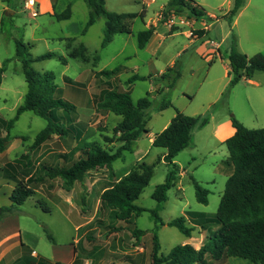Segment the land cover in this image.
Returning a JSON list of instances; mask_svg holds the SVG:
<instances>
[{"label": "rangeland", "instance_id": "374dc122", "mask_svg": "<svg viewBox=\"0 0 264 264\" xmlns=\"http://www.w3.org/2000/svg\"><path fill=\"white\" fill-rule=\"evenodd\" d=\"M27 1L9 0L8 2H3V0H0V69L5 67L0 86V116L4 120H12L16 115L17 108L24 103L27 93L22 63L16 60V42L30 44L32 46L30 53L34 58L49 52H54L67 58L68 54L77 50L83 44L86 48V61H82L79 57L75 59L69 58L68 64L64 65L58 59H51L33 62L32 67L41 73L53 72L59 89L58 97L73 103L77 107V118H81L78 123L82 125L79 127V131H83L82 141L100 142L105 148L115 151L120 146V143H105L104 137H113V129L121 120V117L95 109L93 98L96 94H99L103 88L101 86L102 83L108 79L103 77L95 78L93 73L122 68L124 71L118 82L113 84V87L119 90H127L130 87L127 86L126 81L133 74L130 68L141 65L140 74L149 76V67L147 65L142 66V62L151 59L152 64H154L152 73L154 74L155 71L161 72V70L166 68V65L176 54L177 50L188 43V39L182 33H177V31L171 34V28L168 31L166 30L167 28H162V31L166 33H164L166 40L162 42L157 58L152 57L150 52H144L143 49L138 47L137 33L144 26L143 22L137 19L132 28L133 37L129 39L124 49L122 39H126L128 34L114 35V37L119 36L118 42L112 43V39L111 43L103 47L104 19L97 21V24H94L95 26L89 27L84 33L91 14V8L86 0H53L57 14L63 13L69 7V4H72L73 16L69 21H59L55 16L42 15L39 9V0H36L35 10L32 12L26 7ZM105 1L106 9L118 14L138 12L145 8L147 16L154 17L157 19V23H160L162 22V13L165 7L161 11L159 7L167 0H155L156 2L153 0L152 5H148L150 0ZM194 1L207 13L216 16L210 18L211 21L208 20L209 26L212 21H216L217 18L221 19L229 12L226 11L229 10L231 2V0ZM251 1L250 8L237 18L235 24L233 22L234 19L232 22H228L226 19L227 22L212 26L211 32L204 39L209 41L208 46L210 42L221 43V50L226 52L232 46V38L236 37L237 50L240 46L239 49L248 54V56L257 53L264 55V7L256 9L259 5L257 0ZM262 1L264 2V0L259 2ZM6 4L10 5L9 9L15 14L9 15L3 11V7ZM186 19L191 18L186 15L175 16L170 11L167 23L171 20L168 24L177 26L180 25L178 21H185L186 23ZM181 24L184 23L182 22ZM200 33V30L192 29L194 37H201ZM171 35L173 36L169 37ZM68 37L73 39L71 43L61 40ZM122 49L123 54L117 57L116 54ZM96 56L99 57V60L94 65L93 61ZM7 61L8 63L5 64ZM178 65L181 68L186 66L188 68L189 65L193 66L195 76L192 77L189 68L183 70L184 75L178 80L175 88L169 92L165 91L163 96L155 97L156 93H149L153 84L150 79L135 82L131 88V95L134 101L146 97L149 93V98L153 102L152 107L145 112L150 119L148 123L150 133L159 132L177 111L187 116L196 114L192 117H210L211 113L217 112L222 107H224L222 112L234 116L245 127L249 129L264 128V85L254 91L251 88L252 86H248L247 82L241 81L236 86L226 90L218 101H214L212 97L214 85L206 84L201 91H198L200 82H203L206 74L207 65L198 59L192 60L189 52L178 59ZM254 76L260 81L264 80V72L262 71L255 72ZM65 79H70L72 84H67ZM160 80H162L161 76L155 80V85L159 84ZM169 83H171V80L166 81L164 88L161 86L156 88V91L165 90ZM228 100L230 101V109L227 107ZM167 101L172 103V107L162 112L156 110H159V106ZM46 125L47 121L33 112H25L20 116L10 132L9 150L0 154V182L6 183L7 180L16 187L18 180L12 179V174L6 169L5 165L29 152L36 135ZM209 134V128H206L196 136L200 148L198 151L193 152L194 155H191L192 152L188 149L175 158L176 161L174 160V163L176 164L178 175H176L174 185L167 192V201L162 206H159L157 201L152 198V194L157 186L166 181L170 167L166 163H158V159L161 156L160 153L164 149L150 146V150L146 152L149 146L147 136L141 139L132 152L125 153L124 160H117L113 163V171L104 167L87 174V181L94 182L96 178H101L103 183L109 182V186H111L116 181L114 171L120 174V171L133 170L140 162H146L151 165L156 164L154 176L149 186L144 190L139 200L136 201L137 206L147 211L135 218L133 224L121 222L114 217L113 210L101 208L98 189L86 195L87 187L84 188L85 194L82 196L84 203L81 206L82 216L84 217L83 222L87 224L80 232H76L72 225L63 229L62 224L65 223L62 219L64 218L60 217L57 208L41 195L34 196L31 198L34 200L17 207L15 214L9 217L20 218L24 231L31 233L26 234L27 241H34V244L38 245L37 250L44 257L50 256L53 244L73 245L75 240L82 238L77 249L78 259H76V264H152L154 234H157L161 245L159 252L164 255H167L174 247L182 245L188 240L177 228L170 227L168 222L181 217L187 220L189 212L204 213L213 217L219 208L220 198H222L226 185V177L222 170L224 171L227 165L222 164V161L226 159L228 150L225 146H219L216 142H212ZM5 135L6 131L3 132V136ZM66 141L68 140L59 139L54 135L38 151L30 152L37 175H44L40 171V164L62 163L63 159L58 156L63 153ZM73 144L76 147H81L80 142ZM206 144L210 145L208 149L211 151L203 147ZM144 153L146 154L143 155ZM192 156H195L196 159H192ZM77 157L78 155L75 156V158ZM183 170H185V173L180 176V172ZM112 173L114 174L113 177ZM194 181H197L208 192L207 205L198 202ZM2 184L0 185L2 186ZM49 185L65 187L66 184L61 179L48 180L42 185L43 189L39 187L35 193L39 190L45 194L49 190ZM33 201H38L39 210L34 209L32 206ZM0 202H6V197L4 198L1 195ZM47 207L50 208V212L44 210ZM152 210L157 211L165 226L156 230V223L150 212ZM71 218L74 221L73 217ZM134 228L146 231V234L137 239L132 233ZM209 228H211V232L217 229L212 226ZM203 232L207 235L210 234L209 231ZM197 233L195 232L190 244L197 247L196 249H200L208 242V237L203 238ZM49 236L53 238V241ZM209 264L253 263L248 260L231 257L219 261L209 259Z\"/></svg>", "mask_w": 264, "mask_h": 264}, {"label": "trees", "instance_id": "16d2710c", "mask_svg": "<svg viewBox=\"0 0 264 264\" xmlns=\"http://www.w3.org/2000/svg\"><path fill=\"white\" fill-rule=\"evenodd\" d=\"M7 2L9 0H6ZM91 8V15L87 22L84 33L93 26L99 18L105 19L103 47L111 43L116 34H132V28L137 18L142 21L145 13H122L118 14L106 9L105 0H86ZM233 6L222 17L232 22L234 17L242 9L245 0H232ZM175 16L186 15L189 18H202L207 16L206 11L194 0H169L162 13V22L168 21L169 12ZM68 7L63 13L55 14L59 20H67L71 16ZM178 30L171 27V34ZM155 29L151 28L138 33V47L144 49L150 41ZM205 33V31H201ZM63 41L71 43L73 39L63 38ZM230 55L231 77L229 87H234L243 79L251 80L255 72H264V55L257 53L248 56L237 50L236 37L232 38ZM32 46L23 42H16V60L22 63V71L27 84V93L24 103L17 108L15 117L4 120L0 116V154L4 153L11 141V129L25 112H33L47 121L46 127L35 137L30 151L23 154L13 162L6 163V169L12 174V179H17L16 187L10 195L11 206L0 207V221L12 216L17 207L22 206L30 197L34 196L37 188L42 187L48 180L61 179L67 187L75 182H82L93 170L104 168L113 171V163L124 160L126 152H132L135 142L143 135L148 134L147 119L145 112L150 109L153 102L146 97L134 102L131 89L119 90L113 84L118 82L117 76L124 71L122 68L95 72V77L108 79L102 83V90L93 98L95 109L100 112H110L121 117L113 129V137H104L105 143H120L114 151L107 149L100 142L82 141V126L78 123L77 107L58 97L59 89L56 84V76L53 72H38L32 67L33 62L58 59L64 65L68 64L69 58L79 57L82 61L87 60L86 48L83 44L77 50L68 54L67 58L54 52H49L34 58L31 53ZM99 57L94 58V65ZM8 61L5 63L7 64ZM5 67L0 69L1 77ZM116 77V80L111 79ZM181 77V67L178 62L174 67L168 68L161 75L162 80H171L168 88L173 89ZM151 77L133 75L126 84L131 87L137 81H146ZM71 85L70 79H65ZM172 107L167 101L159 106V110ZM236 133L229 138L225 145L229 151V157L223 164L231 167L232 171L226 182L225 191L216 214L212 217L205 214L189 212L188 217L195 225L203 230H208V242L200 249L191 244H182L174 247L167 255L160 254L161 245L157 234H154V248L151 256L152 264H209L211 260H223L238 258L248 260L253 264H264V128L249 129L240 123L234 116L231 117ZM209 123L207 117L187 116L177 111L169 126L154 138L153 147L162 148L166 151L162 160L170 167L166 181L157 186L152 194L159 206L167 201V192L175 183L178 171L175 158L187 149L191 144L192 131L198 124L201 127ZM6 135L3 136V132ZM59 139H73L81 143V147H75L69 153H61L62 163L40 164V171L44 175H37L30 152H36L43 147L53 136ZM69 141V140H68ZM68 141L66 143L68 144ZM78 155L77 158L75 156ZM156 164L140 162L128 174L118 179L109 186L101 195V208H109L114 211V217L124 223L133 224V220L147 210L136 205L144 190L149 186ZM114 174L112 173V177ZM197 200L201 204H208V192L197 181H194ZM44 210L48 211L47 208ZM156 223V230L165 226L157 211H150ZM170 227L177 228L184 236L191 238L194 228L187 225L185 218H177L168 222ZM217 229L211 232V228ZM133 236L137 239L144 236L146 231L134 228ZM53 241V238L49 236ZM160 254V255H159ZM59 264V263H57Z\"/></svg>", "mask_w": 264, "mask_h": 264}, {"label": "crops", "instance_id": "0c3cea01", "mask_svg": "<svg viewBox=\"0 0 264 264\" xmlns=\"http://www.w3.org/2000/svg\"><path fill=\"white\" fill-rule=\"evenodd\" d=\"M4 1H6V0H3V2ZM154 1L150 0L148 2V5H152V3ZM259 1L260 0H257L259 5L256 7V9H261L262 7H264V5H263L264 2L263 1L259 2ZM38 3H39V9H40L42 15H49L51 17H54L55 14H57L55 12V9H54L55 2L53 0H39ZM167 3H168V0L166 2H163L161 4V6L159 7V10L161 11ZM251 4H252L251 0H245L244 6L238 12V14L234 17V21H233L234 24L237 22V18L242 16V14L248 8H250ZM3 5H4V3H3ZM232 6H233V1L231 0V2L229 4V10L232 8ZM69 7L71 9V13H70L71 16L69 19L62 20V21H69L72 19V16H73L72 4H69ZM9 8H10V5L6 4L3 7V11L9 15L15 14V12H11V10ZM229 10H227L226 12H228ZM142 12L145 13V19L143 21L140 18H137V19H140L143 22L144 28L142 30H139L138 33L141 31H144V30L151 29V28L155 29L154 34L152 35L150 41L148 42V44L146 45V47L143 50H144V52H150L152 57L157 58L158 54L160 53L161 47H162V42H164L166 40V35H165L166 33L162 31V28H167L166 30L168 31V29L170 30L172 25H169L167 22L166 23L165 22H160V23L158 22L157 23V21H156L157 19H155L154 17H148L147 16V11L145 8H142V10H140L138 12H133V13L140 14ZM206 14H207V16H205V17H202V18H194L193 17L191 19H186V23H185V21H182L184 24H181L182 22L178 21V24H180V25H177V26L174 25L175 27L178 28L177 33L178 32L182 33L188 39V43L184 44L179 50H177L176 54H174V56L170 59L169 63L166 65V68L161 70V72L155 71L154 74L152 73L154 71V70H152V67L154 64H152L151 59H149L148 61L142 62V66L147 65L149 67V73H150L149 76H144V75L140 74L141 65H137L133 68H130V69H132L131 71L133 72L132 76L133 75H139L142 77H151L150 81L153 84H152L150 92H149L150 94L156 93L155 97L156 96H163L165 91L169 92L170 90H172V89H169L167 87V88H165V90H162L161 92L156 91L157 90L156 88H159V86L164 88V85L166 84V80H160L159 84H157V85H155V80L158 79V77H160L164 72H166V70L168 68L174 67L175 64L178 62V59L181 58L185 53H188V52L190 53L192 60L198 59L201 62H203L205 65H207L206 66L207 67L206 74L203 78V82H200V87H199L198 91H201L206 84L214 85L212 97H213L214 101H218L220 99V97H222L224 95L226 90H228L230 88L229 85H230L231 77L229 75V72H230L229 60H230V55H231V46L229 49H227L226 52H223L221 50V43L218 44L215 42H210L209 46H208L209 41L204 40L207 37V35L211 32L212 26H214L215 24H222V22H227V21L225 19H222V18L221 19L217 18L216 21H212V23L209 26L208 20H210V18H214L216 16L209 14L207 12H206ZM101 19H104V18H99L97 21H99ZM97 21L95 22V24H97ZM104 21H105V19H104ZM174 22L176 23L175 20H174ZM186 29H188V30H186ZM192 29L193 30L194 29L200 30V32L205 31V33H200L201 37H194L192 35ZM138 33H137V35H138ZM172 36L173 35H171L169 37H172ZM131 37H133V29H132V34H128L126 39H122L123 49L127 45L128 41ZM118 40H119V36H115L113 38L112 43L118 42ZM137 41H138V36H137ZM239 47H238V50L241 53L246 54V53L242 52V50H240ZM123 49L119 53L116 54L117 57H118V55L123 54ZM246 55H248V54H246ZM137 56H138V54H137ZM129 61H131V60H129ZM188 68H189V71L192 73V77H194L195 76V70H194L193 66L189 65ZM188 68H187V66L185 68L184 67L181 68V77L179 78V80L184 75L183 70H186ZM98 72H100V71H98ZM122 73H123V71L120 72V74L117 76L118 79L121 77ZM93 76L95 77V73H93ZM111 80L115 81L116 77H113ZM242 81L247 82L248 86H252L251 88L254 91H256V88H261L264 85V80L260 81L259 79L256 78V76H254L251 80L243 79ZM137 82H139V81H137ZM132 86H134V84L131 85L130 89L132 88ZM154 88H155V90H154ZM131 93H132V90H131ZM155 97H154V99H156ZM134 102H137V101H134ZM227 107H228V109H230V101L229 100L227 102ZM156 110L159 112L165 111V110L161 111L158 109H156ZM223 110H224V107L220 108L215 113H211V116L207 117L209 119V123L206 126L201 127L198 124L197 126L194 127V129L192 131L191 144L184 151L190 149L192 152L191 155H194L193 152L198 151V149L200 147H199L198 140H197L196 136L198 134H200L206 128H209V133H210L209 135L211 136L212 142H216L219 146L222 145V146L226 147L225 142L236 133V129L234 128V126L232 124V120H231L232 116L228 113L225 114V112H222ZM193 115H196V114H192V116ZM175 116H176V114L171 116L170 119L159 130V132L150 133V131H149L148 134H143L135 142L134 147H136L139 144V142L141 141V139L143 137L147 136L149 146H148V149L146 150V152L148 150H150V146H152L155 136L157 134L161 133L163 130H165L169 126V124L171 123V120ZM194 117H199V116H194ZM201 117H203V116H201ZM146 119L148 121L147 122V128H148V123H149L150 119L147 116H146ZM78 120H81V118H79ZM68 140H69L68 144L66 143L63 153H69L70 151H72L76 147L73 144V143H76L75 140H73L71 138ZM209 146H210L209 144H206L203 147L205 149H208ZM8 150H9V147L5 152H7ZM208 151H211V150L208 149ZM165 153H166L165 150L163 152H161L160 153L161 156L159 158H163ZM145 154L146 153H144L143 155H145ZM141 157H143V156H141ZM228 157H229V151H227L225 160H227ZM192 159H196L195 156H192ZM225 160L222 161V164ZM175 161H176V159H175ZM162 162L165 163L163 160H162ZM130 171L131 170H129V169L124 170V171H120L121 172L120 174H118L117 172L114 171L116 181L118 179H120L121 177L125 176L126 174H128ZM231 171H232V169L229 166H225L224 171L222 170V172L224 173V175L226 177V182L229 178V175L231 174ZM184 173H185V170L181 171L180 176H182ZM121 174H123V175L121 176ZM86 177L84 178L82 183L75 182L74 185L71 187H67L66 185H65V187H63V186L62 187H57V186L55 187L53 185L52 186L49 185V187H48L49 190L45 194L41 193L39 190L37 191V193L34 194V196L41 195L42 197L46 198L49 202H51L57 208L58 212L60 213V217L64 218V219H62V221L65 223V224H62L63 229H64V227L69 228L72 225V227L74 228V230L76 232H80L86 226L87 223L83 222L84 217L82 216V212H81V206H82V203H84V198L82 196L85 194V190H84L85 187H87L86 195L89 192L91 193L94 190L96 191L98 189V192L100 193V198H101V195L103 194V192L109 187V182L103 183L101 178H96L94 180V182H90V181H87ZM1 183H3V184H2V186L0 185V196L2 195L4 198L6 197V202H0V203H2V204H0V207L4 206V205L11 206L12 203L10 201V195L12 194L13 190L15 189V186L11 182H8L7 180H6V183L0 182V184ZM41 189H43V187H41ZM34 196H32V197H34ZM32 197H30L25 202V204L28 203L30 200H34V199H31ZM32 206L34 207L35 210H39L40 206L38 204V201H33ZM47 209L49 212L51 211L49 207H47ZM202 214H204V213H202ZM71 217H73L74 221H72ZM186 221H187V225L189 227L194 228V231L192 233V237L191 238L187 237L188 240L185 241L183 243V245L191 243L190 241L193 239L195 232H198L197 234L203 236V238L208 237V235L204 234V232H203V231H208V230H203L201 227L195 226L190 221L189 217L187 218ZM28 233L31 234L30 232L26 233L24 231V228L21 226L20 218L8 217V218H5L2 221H0V264H51V263L76 264L77 263V261H76V259H78L77 249L79 247V244H80L82 238L75 240V243L73 245H71V244H66V245L53 244V246L51 247L50 256L44 257L41 254V252H39L37 250L38 245L34 244V241H27L26 234L28 235ZM195 248H197V247H195ZM198 248H200V247H198Z\"/></svg>", "mask_w": 264, "mask_h": 264}, {"label": "built area", "instance_id": "2783aa9c", "mask_svg": "<svg viewBox=\"0 0 264 264\" xmlns=\"http://www.w3.org/2000/svg\"><path fill=\"white\" fill-rule=\"evenodd\" d=\"M35 6H36V0H28L27 2H26V7H27V9L28 10H31L32 12L35 10ZM34 15H35V13H33ZM171 21V20H170ZM169 21V22H170ZM168 22V23H169ZM172 23H173V20H172ZM172 25V24H171ZM172 26H174V25H172Z\"/></svg>", "mask_w": 264, "mask_h": 264}, {"label": "water", "instance_id": "95a60500", "mask_svg": "<svg viewBox=\"0 0 264 264\" xmlns=\"http://www.w3.org/2000/svg\"><path fill=\"white\" fill-rule=\"evenodd\" d=\"M229 64H231V60H229Z\"/></svg>", "mask_w": 264, "mask_h": 264}]
</instances>
